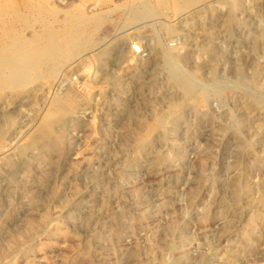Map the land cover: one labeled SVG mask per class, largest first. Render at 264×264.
<instances>
[{
    "label": "rangeland",
    "instance_id": "1",
    "mask_svg": "<svg viewBox=\"0 0 264 264\" xmlns=\"http://www.w3.org/2000/svg\"><path fill=\"white\" fill-rule=\"evenodd\" d=\"M32 1L54 27L77 6L103 18L79 55L0 91V264H264V0ZM63 94L61 140L33 143Z\"/></svg>",
    "mask_w": 264,
    "mask_h": 264
},
{
    "label": "bare ground",
    "instance_id": "2",
    "mask_svg": "<svg viewBox=\"0 0 264 264\" xmlns=\"http://www.w3.org/2000/svg\"><path fill=\"white\" fill-rule=\"evenodd\" d=\"M154 1L156 2V0ZM169 1L176 8H184L196 0ZM167 2V0H159L157 8L163 11L168 5ZM127 3L136 6L135 8L143 9L145 6H150L152 0H128ZM235 3H237L236 0L233 1V4ZM24 4L30 13L28 11L27 14L26 12L25 14L20 13V11H9L11 12L9 13L3 3L0 2V91L2 92L22 86L34 77L40 75L42 77L46 74L47 68L53 73L52 69L60 67L63 62L88 46L93 33L103 18V14L98 12L87 16L77 6L65 14L62 27H59L60 25L54 27L44 19L47 14L54 15L52 11L32 0H26ZM34 10L38 13L31 12ZM146 10L148 9L146 8ZM147 13L145 12L146 15ZM33 21L41 22L44 25L43 30L25 36L23 29L33 24ZM23 26L26 28L20 30V27ZM173 79L178 81L185 99L195 97L203 101L204 97L196 95L194 88L180 80L178 74H174ZM75 98L73 95L63 94L52 99L47 118L40 131L38 130L37 136H34L33 143L61 140L63 126L74 113H77ZM8 120L5 118L4 122H8ZM159 127V122L154 121L143 131H138L135 137L136 145L140 148L147 146ZM45 218L46 216L43 219Z\"/></svg>",
    "mask_w": 264,
    "mask_h": 264
}]
</instances>
